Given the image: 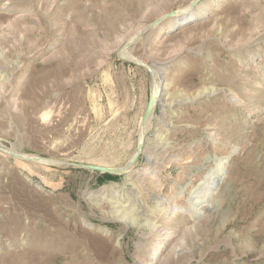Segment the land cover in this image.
I'll return each instance as SVG.
<instances>
[{
    "label": "rangeland",
    "instance_id": "obj_1",
    "mask_svg": "<svg viewBox=\"0 0 264 264\" xmlns=\"http://www.w3.org/2000/svg\"><path fill=\"white\" fill-rule=\"evenodd\" d=\"M0 264H264V0H0Z\"/></svg>",
    "mask_w": 264,
    "mask_h": 264
},
{
    "label": "water",
    "instance_id": "obj_2",
    "mask_svg": "<svg viewBox=\"0 0 264 264\" xmlns=\"http://www.w3.org/2000/svg\"><path fill=\"white\" fill-rule=\"evenodd\" d=\"M173 15H176V14H173ZM156 101H157V97H155L152 94L150 97L146 112H145L144 121H147V119L151 116V113H152V110L156 104ZM144 141H145L144 139L141 141L140 146L137 149L136 155L134 156L130 165H133L137 161L139 154L141 153V151L143 149ZM3 151H5L6 153L14 156L15 158L23 160V161H39L40 160V158H38V157H36V159H27V158H24L22 155H19L17 153L12 152V151H9V150H3ZM87 168L94 169V170L100 171L102 173H111V174H121V173L125 172L121 169L104 168V167H87Z\"/></svg>",
    "mask_w": 264,
    "mask_h": 264
},
{
    "label": "bare ground",
    "instance_id": "obj_3",
    "mask_svg": "<svg viewBox=\"0 0 264 264\" xmlns=\"http://www.w3.org/2000/svg\"><path fill=\"white\" fill-rule=\"evenodd\" d=\"M178 19V18H177ZM185 19H187L186 17H182V18H180L179 19V21H182V20H185ZM156 94V93H155ZM156 96V95H155ZM27 159H36V158H33V157H31V158H27ZM35 162H41V160H39V161H35ZM121 170H123V169H121ZM219 171L220 170H218V173H219ZM217 173V175H219ZM221 175H223L222 173L219 175V176H221ZM210 179H214V176H212V177H210ZM213 197V195H211L209 192H204V193H202V194H200V196L198 197V199L196 200V203L194 204L195 205V207L196 208H200V209H204V207L205 206H203V204L204 203H206V202H208V201H210V199ZM198 206V207H197Z\"/></svg>",
    "mask_w": 264,
    "mask_h": 264
},
{
    "label": "trees",
    "instance_id": "obj_4",
    "mask_svg": "<svg viewBox=\"0 0 264 264\" xmlns=\"http://www.w3.org/2000/svg\"><path fill=\"white\" fill-rule=\"evenodd\" d=\"M106 176H107V178H114L113 176H111V175H108V174H107Z\"/></svg>",
    "mask_w": 264,
    "mask_h": 264
}]
</instances>
